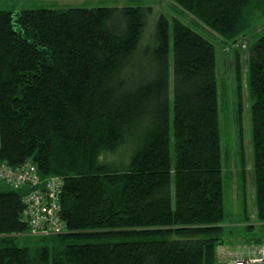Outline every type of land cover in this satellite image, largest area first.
I'll use <instances>...</instances> for the list:
<instances>
[{"label": "trees", "instance_id": "16d2710c", "mask_svg": "<svg viewBox=\"0 0 264 264\" xmlns=\"http://www.w3.org/2000/svg\"><path fill=\"white\" fill-rule=\"evenodd\" d=\"M172 1L225 41L264 17V0ZM145 23L138 6L0 11V161L62 179L66 226L29 234L22 195L0 192V264L216 263L224 216L214 46L176 18L170 45L164 16L146 41ZM246 65L262 231L252 241L264 244V34Z\"/></svg>", "mask_w": 264, "mask_h": 264}, {"label": "rangeland", "instance_id": "374dc122", "mask_svg": "<svg viewBox=\"0 0 264 264\" xmlns=\"http://www.w3.org/2000/svg\"><path fill=\"white\" fill-rule=\"evenodd\" d=\"M124 6L144 8L146 14L144 38L146 41L152 34L157 19L164 16L170 24V45L172 38L171 20L174 18L213 44L222 156L221 177L224 218L222 220L221 238L224 240L223 247L229 245L238 248L245 245L249 249L251 245L258 244L252 240L260 238L262 231L255 217L252 129L247 89L249 75L246 64L249 58V44L264 34V17L258 20L251 30L236 40L225 41L221 36L202 25L198 18L181 12L172 0H0V11H9L13 17H16L21 11L34 9L63 10L67 8L89 9ZM236 64H239L240 73V111L236 98L238 86ZM0 189H4L0 192L16 191L20 195L24 192V189L18 190L1 183ZM26 240L25 235H20L15 239V244L18 247H23L26 245ZM221 247H217L216 257L221 252ZM230 251H233V254L236 253L235 250ZM230 251H228V255L232 256Z\"/></svg>", "mask_w": 264, "mask_h": 264}, {"label": "built area", "instance_id": "2783aa9c", "mask_svg": "<svg viewBox=\"0 0 264 264\" xmlns=\"http://www.w3.org/2000/svg\"><path fill=\"white\" fill-rule=\"evenodd\" d=\"M0 183L15 189H24L22 222L34 236H54L66 232L60 218L63 180L58 177H40L31 162L10 166L0 161ZM232 254L230 264H264V244L245 245ZM231 256V255H229Z\"/></svg>", "mask_w": 264, "mask_h": 264}, {"label": "crops", "instance_id": "0c3cea01", "mask_svg": "<svg viewBox=\"0 0 264 264\" xmlns=\"http://www.w3.org/2000/svg\"><path fill=\"white\" fill-rule=\"evenodd\" d=\"M0 190H4V189H0ZM236 248V249H235ZM230 247L229 245H227V247H221V252L219 253V255L216 257V263L215 264H230L232 256L228 255V251L230 250H237V247ZM231 253L233 251H230Z\"/></svg>", "mask_w": 264, "mask_h": 264}, {"label": "bare ground", "instance_id": "6f19581e", "mask_svg": "<svg viewBox=\"0 0 264 264\" xmlns=\"http://www.w3.org/2000/svg\"><path fill=\"white\" fill-rule=\"evenodd\" d=\"M23 191V190H22Z\"/></svg>", "mask_w": 264, "mask_h": 264}]
</instances>
